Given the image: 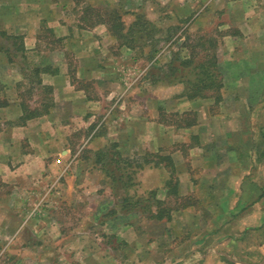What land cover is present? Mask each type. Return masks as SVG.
Wrapping results in <instances>:
<instances>
[{
    "label": "rangeland",
    "instance_id": "rangeland-1",
    "mask_svg": "<svg viewBox=\"0 0 264 264\" xmlns=\"http://www.w3.org/2000/svg\"><path fill=\"white\" fill-rule=\"evenodd\" d=\"M57 2L67 8L59 20L67 26L64 33L67 39L58 41L51 28L42 26L45 43L56 52L49 59L55 64L50 71L65 70L56 65L59 58L68 64L67 71L75 78L71 87L86 93L87 107L60 101L62 91L49 87L45 80V83H32L37 77L46 76L43 71L47 66L40 64V69L36 66L39 61L47 63L43 61L47 59V51L43 50L41 55L28 54L25 59L16 55L15 61L25 64L21 72L33 80L20 86L23 101L32 107L42 103L52 108L49 122L54 126L51 135L56 138L58 148L50 161L56 165L57 180L49 187L50 195H44L36 206H31L27 215L30 213V218L37 220L50 215L59 219L62 232L56 248L60 253H23L25 243L31 245L38 241L31 234L36 227H27L19 242L21 235H13L18 229L8 226L6 237L0 242V264L30 262L32 259L28 257L40 254L41 259L48 257L46 264H191V253L184 251L190 234L184 235L183 231L182 238L174 236L170 225L173 208L194 206L201 223L194 231V239L218 228L210 222L216 220L211 209L219 202L210 199L205 187L180 197L174 193L179 179L172 152L180 150L183 155H195L200 148L198 134L192 136L195 139L187 147L168 144L169 140H165L171 132H178L176 129L168 134L164 132V145L170 154L163 157L159 150L144 146L143 139L147 138L144 120L153 125L154 120L177 124V93L200 106H211L210 100L218 105L217 109L219 105L226 106L227 110L235 108L236 97L226 98L224 102L217 85L234 68L225 53L223 34L216 32L219 23L226 20L220 3L207 5L197 19L192 17L197 8L181 16L177 14L178 6L172 7L176 3L171 5L161 0ZM98 15L104 20L97 21L102 32H85L95 24ZM260 69L264 70V66ZM158 99L166 100L160 103ZM258 104L252 108L244 129L243 114L232 116L238 128L229 130L233 138L230 146H227L229 138L223 145L217 141L213 144L208 132L202 133L207 143L203 151L208 152L211 165L223 153V147L236 151L237 159L230 165L232 170H237L239 161L243 164V195L233 194L232 201L242 200L246 209L258 207L256 211H259L257 224L243 226L237 236L243 238L241 245L229 247L234 252L231 253L233 264H264V95L258 98ZM73 107L83 111L74 114ZM192 120L187 116V123ZM62 150L69 152L67 158V154H59ZM148 168L155 171L162 168L167 175V186L141 190L145 183L154 180L150 178V171H146ZM205 178L201 176L198 181ZM235 180L232 177L231 189ZM255 183L256 188L252 185ZM20 214L18 210L0 209V220L17 221ZM41 235L45 240L52 237L51 233ZM92 248L105 252L92 253ZM206 252L203 248V253ZM227 259L221 263L226 264Z\"/></svg>",
    "mask_w": 264,
    "mask_h": 264
},
{
    "label": "crops",
    "instance_id": "crops-1",
    "mask_svg": "<svg viewBox=\"0 0 264 264\" xmlns=\"http://www.w3.org/2000/svg\"><path fill=\"white\" fill-rule=\"evenodd\" d=\"M161 1L170 2L171 5L176 3L172 7L178 6L176 8L177 14L181 16H185L197 8L198 11L192 16L193 18L197 16V19L207 5L212 6L218 2L220 3L221 14L226 18L219 23L220 26L216 32L223 34L225 53L232 60L230 66L234 68L232 72L227 69L229 73L223 76L220 93L223 101L226 98L236 97L235 108L227 110L226 106L219 105V109H217L218 105L210 100L211 106H200V103L194 104V101L181 96V93H177L176 96L179 97V103L175 105L177 108L175 109L176 117H178L177 124L154 120L153 125L152 122L144 120V132L147 138L143 140L145 147L149 149L153 147L154 151L159 150L160 156L166 157L170 153L166 151L165 140H169V142L167 141L168 144L175 143L190 147L191 141L195 139L192 136L198 134L196 138H199L200 148L195 155L193 153L183 155L180 150L172 152L179 179V186L174 193L180 197L197 192L200 187H205L210 199L214 198L215 201L219 202L217 207L214 206L211 209L216 220L210 222L218 228L214 232L194 239V231L201 223L199 215L194 213V206L190 204L173 208L170 225L174 230L175 237L180 238L183 231H185L184 235L189 236L190 234L187 237L189 245L184 246V251L189 250L191 253V264H222L221 262L225 261L226 257L229 259H227L226 264H233L231 253L234 252H231L232 248L229 249V247L241 245L243 238H237V236H240L243 226H250L259 220V211H256L258 207L246 209L242 200H235L234 203L232 201L231 196L233 194L243 195V164L238 160L240 169L237 170H232L230 165L232 160L237 159L236 151L232 148L225 149L223 147V153H219L218 160H214L213 165H211V160H208L209 157L207 156L208 152L203 151L206 149L207 143L203 141L202 133L208 132L213 144L217 141L223 145L229 138L227 146H230L233 138H231L232 133L230 134L229 130L234 131L238 128V125H234L232 122V116L243 114L244 129L247 117L253 113L252 108L259 105L258 98L260 99L264 95V89H261L264 83V70L260 69L261 66H264V0ZM66 10V6L58 3L57 0H0V209L3 211L14 209L21 212V217H18L17 221L6 219L2 222L0 220V242L4 240V233L8 226H15L16 230L18 229L13 235L16 237L21 235L19 242L24 232L27 231V227H36L31 230V234L38 241L31 245L25 243L22 246L23 253H60L56 246L62 230L61 223L55 215H50L42 220L31 219L30 213L27 215L31 206H36L37 201H41L44 195L49 194L50 185H55L57 169L56 165L51 163L53 161H50V157L54 155L58 147L56 138L51 135V130L54 127L49 122L52 118V108L44 107L42 103L32 107L29 102L23 101L20 86L24 82L30 80L32 82L33 80L32 78L27 79V76L23 74L24 72H21L24 71L25 64L15 60L16 55L18 58L25 59L28 54L41 55L43 50L47 51V59L43 60L47 63L39 61L36 66V68H39L38 65L40 64L47 66L43 71L46 76H39L32 83L37 80L41 83L46 82L49 87H55L62 91L59 94L60 101L70 103L73 106L83 104L86 108L84 102L87 99L86 93L76 91L71 87L75 78H72L67 71L68 64L59 58V63L56 65L64 67L65 70L50 71L51 66H55L54 63L51 64L50 58H53L56 52L51 49L49 44L45 43L42 26L51 28L57 40L65 42L67 39V35L64 34L66 25L59 20L61 12L66 13ZM97 23L95 26L87 27L89 30L85 32L98 31L101 33V26ZM18 67L20 68L18 69ZM165 100L158 99L160 103ZM76 108L73 107L74 114H80L83 111ZM32 112L34 115L30 116ZM187 116L194 118L190 124L186 121ZM174 129L178 132H171ZM166 131H168L167 134L169 131L171 133L164 140V132ZM124 145L131 147L126 143ZM61 153L67 154L69 152L62 150L59 154ZM67 156L68 154L65 155L66 158ZM209 166L214 169L208 170L207 167ZM146 171H150L148 172L150 178L154 180L145 183L141 190H153L157 186L163 189L164 185L167 186V175L162 168L157 169V171L148 168ZM255 171L253 172L255 173ZM201 176L206 178L199 182L198 178ZM221 177H224L223 180ZM232 177L237 182L235 180V186L231 189L229 184ZM206 179L207 184H205ZM163 180L164 184L161 185ZM220 182L222 186H218ZM252 185L256 188V183ZM224 194L229 196L223 197ZM49 207L50 205H48V209ZM248 209H251L250 214H248ZM49 212L50 210H47L46 214L49 215ZM41 233L43 235L51 233L52 237L45 240V236H42ZM51 238H55V240ZM203 248L207 251L206 253H203ZM91 251L92 253L105 252L104 250L98 252V249L94 248ZM40 256L41 254L38 257L30 256L28 259H32V261L23 260L21 264H46L48 257L41 259ZM185 263H188V260Z\"/></svg>",
    "mask_w": 264,
    "mask_h": 264
},
{
    "label": "trees",
    "instance_id": "trees-1",
    "mask_svg": "<svg viewBox=\"0 0 264 264\" xmlns=\"http://www.w3.org/2000/svg\"><path fill=\"white\" fill-rule=\"evenodd\" d=\"M91 8H92V7H91ZM88 9H89V8H88ZM85 15H86V13H85ZM87 16H88V15H87ZM97 21L102 22V21H104V20H103V18H101V17L98 15V18H97L95 24L97 23ZM95 24H92V25H95ZM211 42L213 43V41H210V43H211ZM212 43H211V44H212ZM181 64H182V65H181ZM180 66H184V62H182V63L180 62ZM196 67H199V66H196ZM213 67H215V66H213ZM36 70L38 71V69H36ZM215 70H216V69H215ZM213 71H214V70H213ZM217 75H219V72H218V71H217ZM211 78H215V77L213 76V77H211ZM210 80H211V81H210L211 83H214L213 79H210ZM221 80H222V78H220V82L222 83ZM35 83L39 84L40 82H39V80H37ZM221 83H217V85H218L219 88H220L221 85H222ZM208 85H209V84H208ZM188 98L191 99V97H188ZM32 115H34V112H32V114H30V116H32ZM159 203H161V202H159ZM162 211H164V210H162ZM162 211H161V212H162ZM167 217H168V215H167Z\"/></svg>",
    "mask_w": 264,
    "mask_h": 264
}]
</instances>
